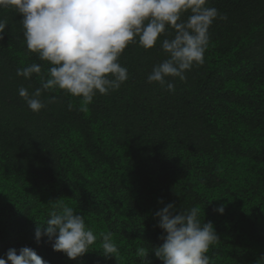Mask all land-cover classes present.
I'll use <instances>...</instances> for the list:
<instances>
[{"label":"trees","instance_id":"1","mask_svg":"<svg viewBox=\"0 0 264 264\" xmlns=\"http://www.w3.org/2000/svg\"><path fill=\"white\" fill-rule=\"evenodd\" d=\"M206 6L218 17L205 62L186 70L185 80L166 77L174 91L147 79L168 58L162 41L175 30L167 26L153 48L136 37L124 50L118 62L128 79L119 89L97 92L90 104L43 90L39 112L19 89L42 88L52 65L27 48L23 15L0 8L7 25L0 41V258L29 247L48 264H163L152 252L165 234L155 213L168 203L198 206L201 223H213L220 239L207 253L212 264L264 258V0ZM33 63L40 74L17 75ZM221 204L224 214L214 211ZM64 205L97 236L76 260L35 237ZM108 232L118 260L102 254L100 234Z\"/></svg>","mask_w":264,"mask_h":264},{"label":"clouds","instance_id":"2","mask_svg":"<svg viewBox=\"0 0 264 264\" xmlns=\"http://www.w3.org/2000/svg\"><path fill=\"white\" fill-rule=\"evenodd\" d=\"M208 3L209 0H0V8H13L23 15L21 23L29 51L52 65L49 78L41 82L42 88L30 94L21 87L19 95L34 112L46 106L39 97L48 89L59 88L90 104L97 92L106 95L128 79L127 69L118 61L124 50L136 42L135 38L139 37L142 47L151 49L167 26L175 30L174 38L162 41L168 58L154 66L147 79L174 91V84L166 77L185 80L186 70L205 62L209 28L218 17V10L207 7ZM189 11L191 15L183 20L182 15ZM6 27L0 20V41ZM33 73H41L39 64L17 70V75L25 78ZM61 209L52 211L45 224L37 226L35 237L39 243L46 236L53 250L76 260L90 251L97 236L86 226L84 216L66 205ZM225 210L223 204L214 209L220 214ZM199 212L198 206L178 210L175 204L168 203L155 213L165 234L161 236L163 243L152 252L163 264H212L207 253L220 238L212 222L201 223ZM100 235L104 257L118 260L119 248L112 240L113 234ZM5 255L0 264H48L29 247L19 252L11 248ZM137 255L148 258L149 253L138 248ZM261 261L264 258L257 264Z\"/></svg>","mask_w":264,"mask_h":264}]
</instances>
